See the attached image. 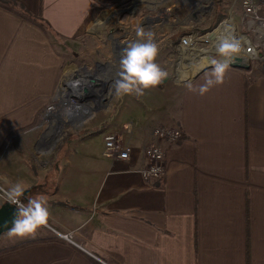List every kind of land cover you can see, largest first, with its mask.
Wrapping results in <instances>:
<instances>
[{
	"label": "crops",
	"instance_id": "1",
	"mask_svg": "<svg viewBox=\"0 0 264 264\" xmlns=\"http://www.w3.org/2000/svg\"><path fill=\"white\" fill-rule=\"evenodd\" d=\"M7 1L48 34L0 6V186L23 183L26 197L46 200L49 218L30 236H1L0 264H264V62L249 72L229 67L204 95L210 68L123 96L91 129L65 139L64 157H45L40 119L64 57L122 0ZM160 127L182 139L157 141ZM108 134L132 147L128 161L106 156ZM152 145L165 152L166 174L145 181Z\"/></svg>",
	"mask_w": 264,
	"mask_h": 264
},
{
	"label": "rangeland",
	"instance_id": "2",
	"mask_svg": "<svg viewBox=\"0 0 264 264\" xmlns=\"http://www.w3.org/2000/svg\"><path fill=\"white\" fill-rule=\"evenodd\" d=\"M225 1L227 15L224 22L222 21V25L229 24L236 30L233 19L229 17L234 0ZM214 2L215 0H122L120 7L106 12H120V14L117 13L108 18L98 33L92 31L93 33L86 36L84 39L87 45L79 46L77 44L70 47V50L67 51L68 64L61 74L55 99L48 107L56 108L64 114L68 107L63 106L62 99L59 98L61 92L64 91V99L67 98L82 106L92 107L93 103H96L95 110L79 127L62 123L61 129H58L53 128L55 127L53 120L47 119V108L40 119V124H42L40 152L48 149L49 154L45 157H64L62 152L67 148V144H63V142L68 135L70 136L68 139H70L81 134L85 129H91L99 119L106 117L110 111L120 105L122 97L116 94L113 84L118 78L119 61L124 49L131 43L144 40L150 35L159 50L155 62L168 73L166 79L177 85L184 84L183 79L193 76L201 67L210 63L213 60V55L217 52V46L214 44L211 43L213 47L207 51L194 52V58L198 60L194 59L192 64L188 65L185 56H182L183 52L179 61V54L171 46V40L175 41L190 32L202 33L201 24L213 12ZM202 8L210 10L203 12ZM232 14L239 22L241 15L238 6L233 8ZM140 28L143 29V34L138 36ZM88 30L91 32V28ZM205 39L206 37L204 41ZM111 47L115 54L113 60L117 62V65L114 62V66L105 64V61L111 57ZM83 68H87V70H83ZM87 73L96 75L95 83L100 86L91 87L88 80L84 79ZM73 81H76L77 84ZM81 85L89 87V95L84 94ZM53 145V151L50 153ZM59 166L62 169L61 164ZM0 201L4 203V199L1 197Z\"/></svg>",
	"mask_w": 264,
	"mask_h": 264
},
{
	"label": "clouds",
	"instance_id": "3",
	"mask_svg": "<svg viewBox=\"0 0 264 264\" xmlns=\"http://www.w3.org/2000/svg\"><path fill=\"white\" fill-rule=\"evenodd\" d=\"M137 34L138 36L143 34V29H138ZM158 51L157 44L150 35L144 40L131 43L124 49L119 61L118 78L113 84L117 95L121 97L132 94L143 95L146 89L161 84L167 78L168 73L155 62ZM216 51L222 59H213L210 62L211 76L199 87L201 95L223 83L226 71L239 57L241 46L239 42L222 41ZM3 196L4 203L16 206L12 226L7 230L8 236L18 238L30 236L47 222L49 207L46 200L40 196L26 197L23 183L11 184ZM3 204H0V207Z\"/></svg>",
	"mask_w": 264,
	"mask_h": 264
},
{
	"label": "built area",
	"instance_id": "4",
	"mask_svg": "<svg viewBox=\"0 0 264 264\" xmlns=\"http://www.w3.org/2000/svg\"><path fill=\"white\" fill-rule=\"evenodd\" d=\"M264 0H234L229 17H231L236 25V35L239 39L241 52L239 57L252 65L254 62H264ZM238 6L241 19L236 21L232 10ZM210 10V9H209ZM120 14V12H116ZM228 17V18H229ZM224 22V21H223ZM221 22L214 30L210 32H190L179 37V42L171 40V46L174 47L179 54V61L182 52H198L199 50L207 51L213 45L204 41L207 36H212L220 29ZM178 39V38H177ZM217 52L212 59L221 60ZM218 58V59H217ZM212 61V60H211ZM207 63L206 65H209ZM192 78V77H191ZM190 78V79H191ZM189 79V80H190ZM54 109L48 108V113ZM152 135L157 141H165L168 143H178L182 139V132L179 129L160 127L154 129ZM105 154L108 157L128 161L132 152V147L125 145L121 138L116 134H108L105 137ZM145 158L147 166L141 170L142 177L145 181H158L166 174L165 152L160 145H152L145 149ZM5 190L0 186V197L4 199ZM67 241H72L73 235L62 236Z\"/></svg>",
	"mask_w": 264,
	"mask_h": 264
},
{
	"label": "bare ground",
	"instance_id": "5",
	"mask_svg": "<svg viewBox=\"0 0 264 264\" xmlns=\"http://www.w3.org/2000/svg\"><path fill=\"white\" fill-rule=\"evenodd\" d=\"M207 10L209 11V9H207V8H202L203 12H206ZM205 41H208V42L214 44L215 46H218L222 41L238 42L240 40L237 37L236 32L232 28V26H230L229 24H223V25H221L220 29H218L214 33V35L207 36ZM194 54L195 53H191V52H189V53L183 52L182 56H185L186 63L188 65L192 64L191 62L194 61V59L196 61L198 60L197 58H194ZM197 72H195V73H197ZM194 75L195 74H193V76ZM191 77L192 76L187 77L186 79H183V81L188 80ZM63 95H64V91L61 92V94L59 95V98L62 99V102H63L62 105L67 106L68 110L64 114H62L60 111H58L56 108H54L48 113L47 119L53 120V123H55V127H53V128H58V129L61 128L62 123L79 127L80 125H82V123L86 119H88L92 115L93 110H95L96 103H93L92 107L82 106V105H78V104L73 103L72 101H70L67 98L64 99Z\"/></svg>",
	"mask_w": 264,
	"mask_h": 264
},
{
	"label": "water",
	"instance_id": "6",
	"mask_svg": "<svg viewBox=\"0 0 264 264\" xmlns=\"http://www.w3.org/2000/svg\"><path fill=\"white\" fill-rule=\"evenodd\" d=\"M90 33H93V32L91 31ZM209 68H210V64L202 67L197 73H195L194 76H192L191 79L198 76L201 72H203ZM230 68L239 69V70L244 71V72H249L252 69L250 63L244 61L241 57H238L235 60V62H233L231 64ZM83 70H87V68H83ZM76 77H78V76L76 75ZM96 77H97L96 75H92L90 73H87L84 76V79L88 80V82L91 84V87H94V86L98 87L100 85L95 83ZM190 80H185L184 83H187ZM167 81H168V79H165V82H167ZM75 84H77V83H75ZM81 88H83V92L85 95H89V93H90L89 87L81 85ZM78 98H80V97H78ZM101 101H103V99H101ZM59 129H61V128H59ZM15 213H16V206L15 205L5 203L2 207H0V237L3 236L4 234H6L7 230L12 226V221L14 219Z\"/></svg>",
	"mask_w": 264,
	"mask_h": 264
},
{
	"label": "trees",
	"instance_id": "7",
	"mask_svg": "<svg viewBox=\"0 0 264 264\" xmlns=\"http://www.w3.org/2000/svg\"><path fill=\"white\" fill-rule=\"evenodd\" d=\"M0 6L5 7L9 11L21 16L25 20L34 23L38 26H40L45 33H47L46 27L36 21V19H33L28 15L24 10L19 9L18 5L15 3H12L11 1L7 0H0ZM226 7V1L225 0H215L214 2V10L213 12L202 22L203 30L202 32H210L214 30L226 17L227 13L225 11ZM48 34V33H47ZM177 42H179V38L176 39ZM85 44V41H84ZM65 59H69V56H65ZM70 136L68 135L66 139H68ZM76 137V136H75ZM250 260V245L248 243V261Z\"/></svg>",
	"mask_w": 264,
	"mask_h": 264
}]
</instances>
